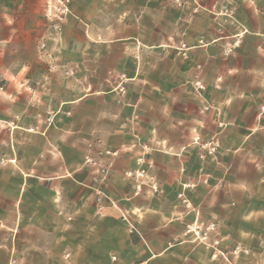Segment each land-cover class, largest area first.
Segmentation results:
<instances>
[{
    "label": "rangeland",
    "instance_id": "374dc122",
    "mask_svg": "<svg viewBox=\"0 0 264 264\" xmlns=\"http://www.w3.org/2000/svg\"><path fill=\"white\" fill-rule=\"evenodd\" d=\"M32 33L0 264H264V0H33Z\"/></svg>",
    "mask_w": 264,
    "mask_h": 264
},
{
    "label": "crops",
    "instance_id": "0c3cea01",
    "mask_svg": "<svg viewBox=\"0 0 264 264\" xmlns=\"http://www.w3.org/2000/svg\"><path fill=\"white\" fill-rule=\"evenodd\" d=\"M83 4L77 2L71 5L75 9L72 12L80 19L88 9ZM32 32L33 0H0V73L9 62L33 61V54L23 57L19 51L20 47L32 43ZM81 41V37L77 38V42Z\"/></svg>",
    "mask_w": 264,
    "mask_h": 264
}]
</instances>
